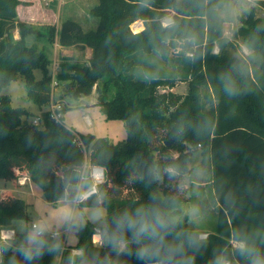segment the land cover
Here are the masks:
<instances>
[{
	"label": "trees",
	"instance_id": "obj_1",
	"mask_svg": "<svg viewBox=\"0 0 264 264\" xmlns=\"http://www.w3.org/2000/svg\"><path fill=\"white\" fill-rule=\"evenodd\" d=\"M170 0H145L143 8L138 0H100L93 9L99 24L85 31L79 22L65 19L57 29L55 25L36 28L19 20L17 7L21 0H0V178L18 179L24 171L38 185L48 202L55 203L54 173L81 162L105 169L104 190L111 197L113 210L147 200L153 191L173 197L177 211L185 199V190L176 185L189 171L191 147H202L210 154L212 185L219 204L215 229L208 232V248L197 264H208L214 249L230 244V234L238 226L261 229L264 235V65L246 80L235 96L227 95L220 87L217 74L240 59L231 49L235 43L224 32L213 31L203 37L204 49L195 60L187 58L176 43L169 45L166 55L174 52L178 67L160 71L159 78L146 79L135 74L137 60L142 51L151 50L149 36L155 30L153 17L168 11ZM264 7V0L261 3ZM190 19V18H189ZM142 22L135 32L132 25ZM242 25L235 36L246 42L264 20L253 8L241 17ZM48 28V31H43ZM145 28L149 32H144ZM18 29L19 37L13 31ZM138 38L135 34H141ZM28 35L57 37L61 46L89 47L92 51L88 63H78L72 57H62L60 71L53 74L52 60L44 48L27 44ZM260 47L264 49V32L259 33ZM218 49V50H217ZM35 69L42 77L37 79ZM22 77L27 97L43 106L51 102L55 86L59 83L73 97L89 95L95 89L97 104L108 119L125 121L127 136L116 143L94 134L75 133L63 122L50 118L42 111L41 126L28 121L31 113L25 107H14L10 95L2 91L11 81ZM102 80L100 84L98 81ZM177 80L188 82L185 95L173 91L160 92L161 86H174ZM54 82H57L54 84ZM115 95L107 99L110 88ZM208 91H203L202 87ZM207 121L210 131L197 137L190 130L175 139L171 145L165 141L176 135L178 128ZM32 145H27V139ZM81 142V144H80ZM227 151L221 156V149ZM89 150L87 155L86 151ZM69 153L70 155H66ZM137 156L151 158L161 164L177 165L181 175L176 180L147 185L130 182L129 162ZM231 191L236 200L232 212L223 204L222 194ZM27 218V203L7 191L0 196V227L9 228L14 220ZM93 226L88 225L78 237L76 247L90 244ZM71 249L65 250L60 264H64ZM7 258H5L6 260ZM52 256H44L39 264H53ZM132 264H136L135 261Z\"/></svg>",
	"mask_w": 264,
	"mask_h": 264
},
{
	"label": "clouds",
	"instance_id": "obj_2",
	"mask_svg": "<svg viewBox=\"0 0 264 264\" xmlns=\"http://www.w3.org/2000/svg\"><path fill=\"white\" fill-rule=\"evenodd\" d=\"M259 0H170L168 11L154 16L156 25L149 39L151 50L141 52L138 74L146 79L159 78V60L170 44L176 43L187 58L195 60L204 49L205 33L233 30L240 18L258 5ZM151 4L152 0H148ZM145 0H138L143 8ZM190 18V19H189ZM144 32H149L145 28ZM258 26L240 48V59L217 74L222 90L235 96L246 80L264 65V49L260 47ZM138 38L141 34H135ZM218 50V49H217ZM186 130L197 137L210 131L207 121L178 128L174 139ZM31 147V139H27ZM70 155L69 153H65ZM221 156L228 153L221 149ZM128 167L129 180L147 185L172 182L181 175L179 167H162L159 162L143 156L134 157ZM55 211L39 213L31 223L19 229V234H0V264H39L46 255L53 259L64 256L67 242L78 239L89 225L93 226L90 244L72 248L64 264H197L208 248L207 229L201 225L203 213L198 206L179 213L173 197L159 191L147 200L113 210L111 197L102 187L103 167L90 168L81 162L54 173ZM177 191L187 187L181 180ZM223 204L233 216L239 215L231 191L222 194ZM230 244L214 249L208 264H264V235L261 229L238 226L229 237ZM5 258H7L5 260Z\"/></svg>",
	"mask_w": 264,
	"mask_h": 264
},
{
	"label": "rangeland",
	"instance_id": "obj_3",
	"mask_svg": "<svg viewBox=\"0 0 264 264\" xmlns=\"http://www.w3.org/2000/svg\"><path fill=\"white\" fill-rule=\"evenodd\" d=\"M40 1L45 8H50L51 13H55L52 18L55 20V24L53 25H55L57 29L65 19L76 20L85 31L95 29L99 24V19L93 14V9L99 4L100 0ZM46 1L47 4H45ZM262 2L263 0H259L258 5L255 7V11L256 14L261 16L264 20V7L261 4ZM246 15L247 14L242 17ZM48 17L50 16L48 15ZM241 25L242 21L240 18L239 23L235 25L233 30L229 31L228 29H225L224 31L225 36L235 43V47H233L231 51L238 57H240V48L245 43L243 39L235 36L236 30ZM132 28L135 32L140 31L142 29V22L136 21L132 25ZM43 31L47 32L48 28H45ZM56 38L54 41H51L48 38H39L38 36L33 35L28 38L27 41V44L37 43L39 48H45L47 56L52 60L49 69L53 74H57L60 71L61 59L65 56L72 57L75 62L81 64L88 63L89 56H87L85 50L77 53L75 52L76 49H78L77 46H69L65 47L69 48L68 52H62V48L59 46L60 44ZM139 59H141V56H139ZM137 61L135 74L143 77L138 74V66L141 62L139 60ZM159 64L162 69L167 70H172L178 67V65H176L174 52L170 58H161ZM34 74L37 79L42 77L40 69H35ZM98 82L101 84L102 80H99ZM158 89L160 92L173 91L185 95L189 90V85L186 81L177 80L174 86H161ZM202 90L208 91V88L205 86L202 87ZM2 92L10 95L14 107H25L33 112V114L28 117V121L32 123L34 116L37 115L41 109L37 104L28 99L27 89L23 78L19 77L18 79L11 81L6 87H4ZM115 92V87L112 86L110 91L106 94V98H112L115 95ZM53 100L56 102L60 100V102H62L64 106L62 122L75 133L94 134L97 137L107 138L113 143L126 138L127 131L125 121L121 119H108L105 116L101 107L97 104L98 93L95 89L89 95L76 98L70 96L68 94V89L63 84L59 83L55 86L53 91ZM39 126H41V124H39ZM188 147L191 150L189 159L190 168L185 176L187 187L185 190V199L180 204L181 214L189 212L194 205L198 206L203 213L201 225L207 229V233L212 232L215 229L217 222L219 204L216 200L212 185V162L210 154L200 146L195 148L188 145ZM86 153L88 155L89 150H87ZM26 190L27 193L24 195V201L27 203V218L15 220L14 227L18 232L22 226L31 223L39 213L56 210L55 203L48 202L45 199L43 191L38 185H31L30 187H27ZM77 241L78 239L68 241L66 248L72 249L76 247ZM58 263L59 259H55L53 264Z\"/></svg>",
	"mask_w": 264,
	"mask_h": 264
},
{
	"label": "crops",
	"instance_id": "obj_4",
	"mask_svg": "<svg viewBox=\"0 0 264 264\" xmlns=\"http://www.w3.org/2000/svg\"><path fill=\"white\" fill-rule=\"evenodd\" d=\"M45 4H47V1L45 2ZM17 14H18L19 20H22V21H25L27 23H30L33 26H35L36 28H40L41 29V28H43V27H45V26H47L49 24H52V25L55 24V22H54L55 20L52 18V17H54V14L55 13H53V12L51 13L50 8H45L41 4V1L40 0H21V4H19L18 7H17ZM48 15L50 17H48ZM48 18H50V19H48ZM13 33H14V36L16 38L19 37V31H18V29H15ZM31 36H33V35H28L26 37V41H28V38H30ZM39 38H45L46 39L47 36H40ZM33 44H36L37 45V43H33ZM59 46L62 48L61 49L62 52L63 51L64 52H68V49L69 48H65L64 46H61V45H59ZM74 47H76V46H74ZM77 48L78 49L75 48L76 49L75 52L79 53V52L85 50L87 56H89L88 58L91 57L92 51H91V49L89 47H86V48L77 47ZM72 49H73V47H72ZM58 101H60V100H58ZM49 106H50V103L47 104V105L39 106V108L41 110H40V112L37 115L34 116V118H36L37 116H39L42 111L48 110L49 109ZM27 110L31 114H33V112L31 110H29V109H27ZM0 179H1V183H0V195L2 193H4V192L9 191L12 194H14L15 196L21 197L22 199L25 198L24 195L27 193L26 188L27 187H30L31 185H36L28 177V175L24 171H18V179L16 181H9V180H5L3 178H0ZM20 179H21V183L19 182ZM14 222H15V220L12 222V224L10 225L9 228L14 229L16 231L17 235H18L19 232L15 229ZM60 260H61V258H59V263L58 264H60Z\"/></svg>",
	"mask_w": 264,
	"mask_h": 264
},
{
	"label": "built area",
	"instance_id": "obj_5",
	"mask_svg": "<svg viewBox=\"0 0 264 264\" xmlns=\"http://www.w3.org/2000/svg\"><path fill=\"white\" fill-rule=\"evenodd\" d=\"M56 83L57 82H54V84H56ZM47 111H49L51 119H54L56 122L62 121L63 112H64V106H63L62 102L53 101V97H52L49 109ZM32 123L35 125L41 124V116L39 115L36 118H34ZM80 144H81V142H80ZM95 167H101V166H94L92 168H95ZM19 182L21 183V179L19 180ZM13 232H16V231L12 228H0V234L11 235Z\"/></svg>",
	"mask_w": 264,
	"mask_h": 264
},
{
	"label": "water",
	"instance_id": "obj_6",
	"mask_svg": "<svg viewBox=\"0 0 264 264\" xmlns=\"http://www.w3.org/2000/svg\"><path fill=\"white\" fill-rule=\"evenodd\" d=\"M174 140H175V139H174V136H173V137L170 138L169 140H166V141H165V144L169 146V145L172 144V142H173Z\"/></svg>",
	"mask_w": 264,
	"mask_h": 264
}]
</instances>
